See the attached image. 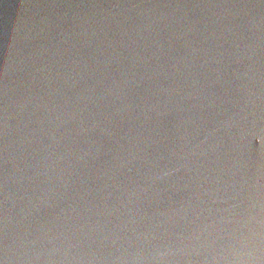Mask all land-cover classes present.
Returning <instances> with one entry per match:
<instances>
[{"label": "water", "instance_id": "obj_1", "mask_svg": "<svg viewBox=\"0 0 264 264\" xmlns=\"http://www.w3.org/2000/svg\"><path fill=\"white\" fill-rule=\"evenodd\" d=\"M0 264H264V0H0Z\"/></svg>", "mask_w": 264, "mask_h": 264}]
</instances>
